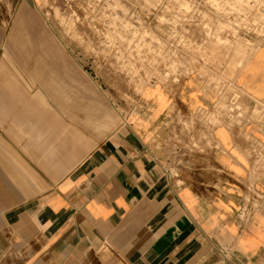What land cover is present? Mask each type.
I'll return each mask as SVG.
<instances>
[{
  "label": "crops",
  "instance_id": "0c3cea01",
  "mask_svg": "<svg viewBox=\"0 0 264 264\" xmlns=\"http://www.w3.org/2000/svg\"><path fill=\"white\" fill-rule=\"evenodd\" d=\"M33 3L0 51V264H264V46L121 112Z\"/></svg>",
  "mask_w": 264,
  "mask_h": 264
},
{
  "label": "rangeland",
  "instance_id": "374dc122",
  "mask_svg": "<svg viewBox=\"0 0 264 264\" xmlns=\"http://www.w3.org/2000/svg\"><path fill=\"white\" fill-rule=\"evenodd\" d=\"M20 3L0 0V51ZM31 6L67 61L121 112V103H135L146 86L171 91L194 72L207 75L206 67H221L231 78L264 46V0H37ZM202 113L217 122L218 106Z\"/></svg>",
  "mask_w": 264,
  "mask_h": 264
}]
</instances>
